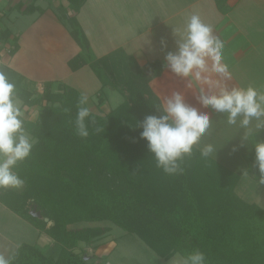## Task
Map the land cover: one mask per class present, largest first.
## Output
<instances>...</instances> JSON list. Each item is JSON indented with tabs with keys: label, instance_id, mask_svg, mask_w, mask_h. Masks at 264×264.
<instances>
[{
	"label": "trees",
	"instance_id": "obj_1",
	"mask_svg": "<svg viewBox=\"0 0 264 264\" xmlns=\"http://www.w3.org/2000/svg\"><path fill=\"white\" fill-rule=\"evenodd\" d=\"M35 1L26 12H42ZM66 1L74 12L60 5L58 17L69 22L73 38L88 54L89 41L77 18L87 0ZM215 2L222 12L229 10L228 0ZM2 45L11 55L18 49L17 40L4 32ZM85 64L81 55L69 61L72 70ZM90 66L101 89L110 86L124 99L104 113L88 104L89 136L83 138L75 123L81 92L66 83H43L39 101L44 104L29 129L37 142L31 156L14 169L25 185L0 190V202L49 236L59 253L24 242L15 250L14 264H86L82 243L109 233L111 226L81 224L98 222L138 235L166 260L198 249L207 264H264V208L237 194L240 175L213 157L202 158L196 147L185 157L182 173L166 174L140 138L136 122L159 115L157 107L163 105L150 86L163 70L159 63H152L154 72L148 76L134 56L116 50L92 59ZM0 69L15 82L17 98L28 103L34 93L23 84L24 77L7 65ZM101 96L98 106L105 101ZM245 161L248 173L259 180L254 147ZM34 207L42 217L31 214Z\"/></svg>",
	"mask_w": 264,
	"mask_h": 264
},
{
	"label": "crops",
	"instance_id": "obj_2",
	"mask_svg": "<svg viewBox=\"0 0 264 264\" xmlns=\"http://www.w3.org/2000/svg\"><path fill=\"white\" fill-rule=\"evenodd\" d=\"M32 2L33 0H0V27L10 39L15 38L18 45L13 55L6 54L8 51L6 47V51L0 52V64L11 67L24 78L27 77L25 81L34 83L32 87L42 85L43 89V83L48 80L55 81L56 85L68 84L66 81L72 77H79L77 82L82 85L86 84L85 78L88 73L97 78L90 66L92 59L121 50L134 56L150 75L154 72L152 63L158 62L163 70L150 80L153 92L164 104L167 96L174 91H180L184 94L186 103L197 107L201 112H208L212 121L208 133L211 138L224 141L226 147L219 145L220 148H230L227 145L231 143L232 148L238 149L236 156L245 160V154L254 147L252 143L264 138L262 135L264 129H262L259 132L262 133L260 136L253 133L249 136V141L245 140L244 128L228 125L222 113L215 112L211 107L204 108L199 104L196 99L199 95V88H204L206 92H218L219 88L209 89L203 81L189 82L187 78L175 76L170 69L164 67L166 52L176 50L178 37L173 34V29L175 28L177 33H183L188 17L196 13L204 23L213 28L214 35L218 36L225 45L224 62L228 64L231 76L224 78L212 73L211 78L219 80L221 87L251 85L264 92V0H228L229 10L227 12H222L215 0H87L77 13V18L88 38L89 50L88 54H83L86 64L77 70L71 69L69 61L81 54V47L73 38L71 27L56 15V10L60 5L67 7L72 13L68 2L53 0V7L51 5L43 7L36 5L38 2L36 0L35 5L41 7L42 12H26V8ZM11 14L13 16L27 15L29 23L25 28L15 24L19 16L14 20ZM5 17L7 22L3 20ZM162 37L167 41V48L161 47ZM30 38L35 42L32 43L31 48L37 46L31 59L26 56L25 49L21 50L23 42L28 50L27 46L31 44ZM37 50L38 54L42 50L59 57V68L53 62V67H51L33 58ZM54 60L56 58L51 61ZM98 81L100 83L99 79ZM101 95L103 94H98V96ZM233 156L230 155L231 158ZM212 157L223 165H241L239 158L237 160L232 158L233 160L229 161V158L223 155L226 162H222ZM230 169L240 175V181L236 187L237 194L249 201L244 192L240 194L243 175L253 179L247 171V164L243 169ZM249 202L256 203L252 200ZM9 220L18 224L19 233L22 236L13 235ZM26 229H30L33 235L35 233L36 242L40 240L42 235L39 228L0 202V254L8 256L20 244L28 243L29 239L25 238ZM28 235L27 237L30 238L31 235Z\"/></svg>",
	"mask_w": 264,
	"mask_h": 264
},
{
	"label": "clouds",
	"instance_id": "obj_3",
	"mask_svg": "<svg viewBox=\"0 0 264 264\" xmlns=\"http://www.w3.org/2000/svg\"><path fill=\"white\" fill-rule=\"evenodd\" d=\"M173 34L178 37L176 50L166 52L164 67L189 82L203 81L209 89L219 88L218 92H206L204 88H199L196 97L199 104L222 113L228 125L244 128L245 140L249 141L253 133L258 136L264 129V92L251 85L221 87L219 80L211 78L212 73L224 78L231 76L229 66L224 62V42L214 35L213 28L193 13L188 17L183 33H177L174 28ZM160 44L162 48H167L165 38H161ZM88 102V95L81 93L75 123L77 134L83 138L89 136L86 126L90 117ZM157 110L159 115H147L134 126L142 129L140 138L147 141L156 166L166 174H180L185 157L192 156L194 147L211 127L210 115L186 103L180 91L167 96ZM24 124L25 112L17 98L16 84L6 71L0 69V190L21 189L25 185V179L14 169L31 156L37 141L26 132ZM252 144L255 164L261 174L259 183L264 184V140H256ZM215 151L216 146L209 143L200 150V155L209 158L214 156ZM16 257L15 251L8 256L0 254V264H14ZM179 264H207V260L205 254L197 249L184 256Z\"/></svg>",
	"mask_w": 264,
	"mask_h": 264
},
{
	"label": "rangeland",
	"instance_id": "obj_4",
	"mask_svg": "<svg viewBox=\"0 0 264 264\" xmlns=\"http://www.w3.org/2000/svg\"><path fill=\"white\" fill-rule=\"evenodd\" d=\"M37 4L43 7H48L49 5L53 7V0H40V1L38 0L36 5ZM40 9L42 8L40 7ZM34 12L39 13V10H34ZM56 15L57 16L60 15V12L58 10H56ZM17 16H19V19H16ZM11 18H13L14 20L16 19L15 24H18L19 26H24V28L29 23V19H28L29 16L27 15L26 16H21V15L13 16V14H11ZM61 19L66 21L69 27L71 26L65 18H61ZM3 20H6L7 22L6 17ZM0 32L1 34L2 32H4V29L3 28L1 29V27H0ZM32 43H35V42L31 39V44L27 46L28 50H26L25 42H23L22 48H21V50L25 49L26 56L29 59H31L33 52L35 51L37 47L35 46L31 48ZM4 50H5V47L2 45V47L0 48V52L2 51L4 52ZM6 54L8 56L11 55L8 51H6ZM83 54H85V51L81 48V54L79 55L83 56ZM33 58L37 59L41 63L43 62L45 64H49L51 67H53V64H52L53 62L59 68L58 65L60 64V58L54 56L50 52H45L41 50L40 53L38 54V50H37V53L35 54ZM53 58H56V60L51 61ZM142 69L146 73V68L142 67ZM88 70L89 69H87V72H89ZM146 75L149 76L150 74L146 73ZM78 78L79 77H72L66 82L69 85H72L76 87L77 89H79L81 93L87 94L89 97L88 104L90 108L97 113H104L106 111H109L110 109L120 104L124 99L122 94L119 91H117L114 88H111L110 86H107L101 89L98 79L93 74H90V73L87 74L85 78L86 84H83V85L77 82ZM23 84L29 86V88L33 90V93H34L31 100L25 105L20 99H18L24 112L29 113L28 115L25 114L24 127L26 129V132L30 134L29 129L31 128V126H33L34 120L37 117L38 113L41 111L43 104H44V102L39 101L40 95L43 92V89H42V85H35V87H32V84L34 83L26 82L25 80H23ZM57 89L58 88L55 86L54 91H56ZM98 94H103L102 96L104 97V100H105L104 103H102L100 106L97 105L98 99L100 98ZM209 143L216 146L214 157L218 158L220 161L226 162L225 160L226 156L229 158V161L233 159L237 160V158H239V160L241 161V165L239 166H231V165L229 166L228 164H225L228 166L229 169L232 168L233 170L234 169L237 170L239 168L243 169L246 167L245 160H242L240 157L236 156V154H238V149L232 148L231 143L227 145V147H230V148H225V149L220 148L219 145H224V147H226V145L224 144V141L216 140L214 137L211 138L208 132L205 136L201 138V141L198 144L199 146L198 145L196 146L197 148L201 150L206 144H209ZM231 154L234 155L232 157L233 159L230 157ZM223 155H225V158L223 157ZM253 179L251 177L249 178L246 175H243V181L241 182V185H240V194L244 192V195H247L248 197L246 199H248L249 201L251 200L256 201L257 205L264 208V184L259 183V180H256V179L253 180ZM157 188L159 187L157 186ZM8 189H13V188H8ZM14 190H20V189H14ZM46 221H48V226L52 225L53 223L52 221H49V220H46ZM14 224L15 223H13V221L9 220V225H10V228L12 229L13 235L17 237L22 236L19 233L18 224H15V225ZM81 225H109L111 226V231L109 233L89 243H82V252H84L85 254L86 264H179L180 260L183 258V256L180 253H176L172 258L166 260L163 257L159 256L157 253H155L138 235L126 232L122 228L110 222L108 223L98 222V223H93V224L82 223ZM28 234L31 235L30 238L27 237L29 236ZM25 235H26L25 238L27 240L29 239L28 241L30 243H36L37 240H35L36 239L35 233L34 235L31 234L30 229L25 230ZM2 237H4V235H2ZM38 243L44 247L49 246V249H47V251L50 254H53L55 256L58 255L59 245H57L54 241H52L51 238L47 236L45 233L42 234L40 240H38Z\"/></svg>",
	"mask_w": 264,
	"mask_h": 264
},
{
	"label": "water",
	"instance_id": "obj_5",
	"mask_svg": "<svg viewBox=\"0 0 264 264\" xmlns=\"http://www.w3.org/2000/svg\"><path fill=\"white\" fill-rule=\"evenodd\" d=\"M31 214L33 215V216H36V217H42V215H41V213L39 212V211H37L36 210V207H34L32 210H31ZM46 220H48V219H46Z\"/></svg>",
	"mask_w": 264,
	"mask_h": 264
},
{
	"label": "built area",
	"instance_id": "obj_6",
	"mask_svg": "<svg viewBox=\"0 0 264 264\" xmlns=\"http://www.w3.org/2000/svg\"><path fill=\"white\" fill-rule=\"evenodd\" d=\"M8 52H9V50H8Z\"/></svg>",
	"mask_w": 264,
	"mask_h": 264
}]
</instances>
